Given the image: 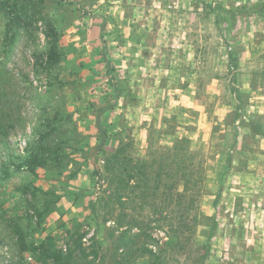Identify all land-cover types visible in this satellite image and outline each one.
<instances>
[{
    "label": "rangeland",
    "instance_id": "1",
    "mask_svg": "<svg viewBox=\"0 0 264 264\" xmlns=\"http://www.w3.org/2000/svg\"><path fill=\"white\" fill-rule=\"evenodd\" d=\"M59 1L46 0L44 13L66 59L49 73L36 65L43 23L10 29L14 2L0 0V264H55L43 243L77 264H264V0ZM104 108L105 154L132 137L146 159L167 128L162 142L176 131L202 155L207 188L186 250L168 248L164 223L119 229L103 221L106 210L93 212L107 187L97 173L106 157L95 151ZM56 115L65 164L32 174L28 144ZM30 183L61 196L42 223L31 209L41 196L22 190Z\"/></svg>",
    "mask_w": 264,
    "mask_h": 264
},
{
    "label": "trees",
    "instance_id": "2",
    "mask_svg": "<svg viewBox=\"0 0 264 264\" xmlns=\"http://www.w3.org/2000/svg\"><path fill=\"white\" fill-rule=\"evenodd\" d=\"M46 0H13L14 10L9 12V27L16 31H31V27L39 22L44 25L45 52L37 58L36 65L52 73L61 67L66 59L62 46V33L55 22L44 13ZM205 7H209L204 0H200ZM64 0L59 1L60 7ZM235 54L230 53L232 65L236 62ZM61 85H67L64 80ZM107 108L100 110L96 117V127L99 132L95 151L103 152L105 164L100 175L106 182L104 193L96 201L92 202L95 213L97 207L106 210L104 222L114 220L119 229L127 227V230L137 228L144 231L156 224V228L163 229V223L167 225L169 240L168 248L187 249V243L182 241V236H193L198 228L197 219L201 215V202L205 195L208 181V173L204 160L198 161L202 155L191 148L189 138L173 134L171 145L162 142L163 137L172 134L163 128L158 133L159 143L153 138L150 141L148 158L136 156V143L132 137L122 138L119 147L105 154L109 135L102 121ZM49 118L48 126H44L36 132V137L28 144L23 165L32 174H37L38 169L49 167L61 168L67 158L65 153V141L60 139L61 131H64V118L56 115ZM60 124V126H59ZM48 127V128H46ZM257 134L264 137V129L256 127ZM229 161L231 158L229 157ZM26 193L33 195L37 201L31 209L42 223L61 199V196L53 191H47L36 187L33 183L22 187ZM152 211V216L146 220L147 211ZM126 230V231H127ZM18 234L26 241L22 229ZM213 236V226L208 239ZM84 237V236H83ZM210 243H207V250ZM95 245H98L96 239ZM48 243H43L41 248L44 256L53 260L55 264H77L73 252L64 250L47 249ZM36 250V249H35ZM98 255V249H95ZM146 253H153L146 251ZM206 256V254H205ZM159 260V259H158Z\"/></svg>",
    "mask_w": 264,
    "mask_h": 264
}]
</instances>
